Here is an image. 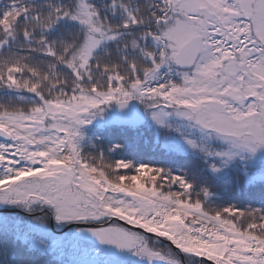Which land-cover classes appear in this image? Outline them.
<instances>
[{"label": "snow or ice", "instance_id": "obj_1", "mask_svg": "<svg viewBox=\"0 0 264 264\" xmlns=\"http://www.w3.org/2000/svg\"><path fill=\"white\" fill-rule=\"evenodd\" d=\"M0 89V264H264V0H0Z\"/></svg>", "mask_w": 264, "mask_h": 264}, {"label": "trees", "instance_id": "obj_2", "mask_svg": "<svg viewBox=\"0 0 264 264\" xmlns=\"http://www.w3.org/2000/svg\"><path fill=\"white\" fill-rule=\"evenodd\" d=\"M5 3H7V0H4ZM93 2L95 4H97V6H99L101 3L106 2V0H93ZM6 90L5 89H0V98L4 97ZM23 107L27 108V102H24ZM90 130H94L92 129V126H89ZM88 134H91V131L88 132ZM151 133H148V135ZM119 136H114L113 139H118ZM137 156L138 159L141 160H148V159H152V161L154 163H165L168 164L169 166H181L184 161L183 160H164L161 159L160 157L156 156L154 153L149 152L147 149H143L142 151L138 152L135 154ZM248 171L254 174H259L260 172L264 171V161H255L253 163H250V165L248 166ZM255 190H248L247 192H240L237 193L235 191L232 192L231 196H226L225 199L227 198V200L231 201V200H241L244 202H248L249 200H252L253 202H256L258 200V198L260 197L262 191H257L254 192ZM17 214V216H19V218L21 219H27L28 216H21L20 213H15ZM16 223H20V222H16ZM50 227V224H49ZM5 243V240L2 236H0V245H3ZM10 243V242H9Z\"/></svg>", "mask_w": 264, "mask_h": 264}, {"label": "rangeland", "instance_id": "obj_3", "mask_svg": "<svg viewBox=\"0 0 264 264\" xmlns=\"http://www.w3.org/2000/svg\"><path fill=\"white\" fill-rule=\"evenodd\" d=\"M151 134H149L150 136ZM255 160H264V154H261V153H258L254 158L252 159H249L247 161H244V162H238L237 163V166L239 169H244V168H248V166L250 165V163H253L255 162ZM248 170V169H247ZM250 190H255L254 192H257V191H264L262 190L261 188H252ZM227 200V198H226ZM14 213H19L18 210H12ZM38 214V213H37ZM21 216H26V214L24 213H20ZM28 218L27 219H21L19 218L18 216V219L16 220V222H27ZM55 228V226H54ZM67 231V230H66ZM157 247H160V248H165V247H168L169 245L167 244L166 241H158L157 242ZM172 253L176 256L177 259H179V261H181V264H194V258H193V261H189L188 257H186L183 253H182V256H183V259L181 260L180 256H179V251H176L174 249H172ZM128 264H149V262L146 260V259H142V258H139V257H132L131 255H129V259H128ZM152 264H160L159 261H153Z\"/></svg>", "mask_w": 264, "mask_h": 264}, {"label": "water", "instance_id": "obj_4", "mask_svg": "<svg viewBox=\"0 0 264 264\" xmlns=\"http://www.w3.org/2000/svg\"><path fill=\"white\" fill-rule=\"evenodd\" d=\"M65 229H67V227H65Z\"/></svg>", "mask_w": 264, "mask_h": 264}]
</instances>
